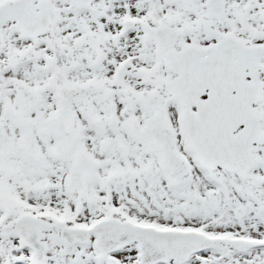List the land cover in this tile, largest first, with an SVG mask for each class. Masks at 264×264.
<instances>
[{"label": "snow or ice", "instance_id": "6c2138e0", "mask_svg": "<svg viewBox=\"0 0 264 264\" xmlns=\"http://www.w3.org/2000/svg\"><path fill=\"white\" fill-rule=\"evenodd\" d=\"M0 264H264V0H0Z\"/></svg>", "mask_w": 264, "mask_h": 264}]
</instances>
